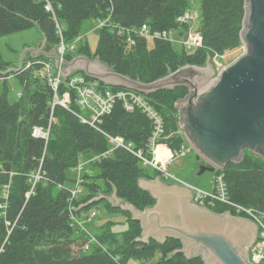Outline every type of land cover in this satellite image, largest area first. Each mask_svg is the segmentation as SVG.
I'll return each instance as SVG.
<instances>
[{
  "label": "trees",
  "instance_id": "trees-1",
  "mask_svg": "<svg viewBox=\"0 0 264 264\" xmlns=\"http://www.w3.org/2000/svg\"><path fill=\"white\" fill-rule=\"evenodd\" d=\"M196 2L200 16L197 29L203 36V46L196 49L182 46L179 50L165 38L151 37L153 44L149 45L150 37L138 35L135 43L129 45L125 36L117 32L118 25L147 24L152 32L187 29L188 24H181L179 18ZM48 4L51 9H47ZM245 5L246 0H0V37L37 26L46 43L57 47L61 41L59 23L69 47L82 35L85 22L110 18L112 26L97 29L99 39L94 54L88 42L79 47V54L98 57L115 72L149 83L185 64L203 65L209 56L241 45ZM72 50L65 51L66 60L75 57ZM51 59L41 53L12 72L23 87L16 101L10 102L5 92L0 93V192L6 191V197L0 194V264H128L131 258L141 264H207L202 256L188 258L177 251L183 246L180 240L138 241L142 233L140 222L106 199L82 206L95 196L109 195L114 190L140 210L155 203L152 195L140 187L139 180L155 178L160 172L153 169L150 174L146 169L149 166L125 148L93 160L100 173L84 175L80 193L72 196L71 189L77 183L75 169L83 156L100 155L110 148L101 130L122 136L136 148H145L153 126L141 109L129 112L122 102H116L98 122L99 130L78 116L83 110L75 100L74 89L70 109L61 104L53 107L55 92L44 72V61ZM7 68L0 52V71ZM100 84L113 90L129 89L101 81ZM66 89L64 80L57 91L60 98ZM187 94L189 89L180 86L147 95L162 114L169 134L166 140L174 149L184 142L183 133L177 134L180 125L175 103ZM35 127L49 129L48 138L34 135ZM249 155L245 153L240 163L227 164L222 172L233 202L264 208V163L258 154L255 155L259 160ZM99 202L114 211H123L129 226L120 233L105 226L96 234L103 247L94 244L90 250L85 249L88 238L72 215ZM210 208L222 213L228 207L218 204Z\"/></svg>",
  "mask_w": 264,
  "mask_h": 264
},
{
  "label": "water",
  "instance_id": "water-1",
  "mask_svg": "<svg viewBox=\"0 0 264 264\" xmlns=\"http://www.w3.org/2000/svg\"><path fill=\"white\" fill-rule=\"evenodd\" d=\"M240 35L245 51L219 70L209 56L203 65L188 63L144 83L115 72L98 57L79 54L70 61L62 58L61 72L65 79L84 72L107 85H123L145 95L187 87L189 94L176 102L179 125L196 151V159L206 162L199 164L197 175H202L240 163L246 149L264 156V0H246ZM45 42L43 35L41 44L32 49L33 57L41 53L54 57L58 68L61 55L56 48L53 52L43 49ZM9 72L0 71L3 76ZM139 185L155 199L144 210L119 197L116 190L95 196L82 206L106 199L140 222L138 241L180 240L183 246L177 251L188 258L202 256L207 264H256L250 258L259 233L255 221L234 216L230 210L220 213L198 204L186 183L156 176L141 178Z\"/></svg>",
  "mask_w": 264,
  "mask_h": 264
},
{
  "label": "built area",
  "instance_id": "built-area-1",
  "mask_svg": "<svg viewBox=\"0 0 264 264\" xmlns=\"http://www.w3.org/2000/svg\"><path fill=\"white\" fill-rule=\"evenodd\" d=\"M47 9H51V5L48 4ZM195 17V13L190 14L186 12L183 14L179 20L181 24H190V20ZM97 24V29L103 26H112L110 18L103 20H94ZM188 29V28H187ZM177 30V29H176ZM175 30L168 31H151L147 24H143L139 27H124L117 26V32L121 36H125L127 44H134L136 37H152L172 40V34ZM57 33L61 36V41L58 47V54L61 55L59 61V67L57 68L56 74L52 73V59L49 61H44V72L48 77L53 90L55 92L52 106L56 104H61L66 108H69V104L72 101L71 90H76L75 100L81 109L88 110L89 115L82 113H77L83 122L89 123L91 126L99 129L98 122L102 120V117L111 112L116 102H122L124 108L132 112L136 108L141 109L148 118L152 121V134L149 137L147 145L145 148H136L131 142H127L122 136L112 135L104 130H101L108 139L110 143V148L106 152L97 156V158L105 157L117 148H125L129 152L137 156L140 162L144 166L152 167L153 169L160 172V176L167 181L168 178H174V182H182L189 184L185 181L178 179L174 174L168 170L169 164L178 157L184 154L175 153V149L166 140L169 134H166L165 121L162 114L156 109V107L148 99L147 95L140 93L132 89H117L113 90L109 87H102L99 80L89 79L85 74L81 72H76L68 76L66 79L62 76V66L63 59L65 57L66 45L62 38V25L57 23ZM183 35L181 43L187 47H198L202 45L203 36L198 32L190 28L187 31H181ZM82 37L79 36L77 39ZM76 39V40H77ZM75 47V42L71 45V48ZM63 58V59H62ZM54 62V61H53ZM215 66L217 70L224 66L223 63L215 60ZM66 80L67 89L65 90L63 97H58V88L62 81ZM47 132V133H46ZM33 134L48 138L49 129L43 130L40 127H35L33 129ZM81 169V163L76 167ZM82 178H78L76 186L71 189L72 196L77 197L81 191ZM194 191V200L203 206L214 207L218 204H222L235 213L236 215L246 216L258 224L259 233L258 238L251 248L250 258L256 264H264V208H257L252 206H247L233 202L230 199L228 193V186L225 180L224 173L222 169H217L215 172V177L211 190H206L204 188L196 187L189 184ZM74 221L78 223L75 215H72ZM88 244H86L85 249H88Z\"/></svg>",
  "mask_w": 264,
  "mask_h": 264
},
{
  "label": "rangeland",
  "instance_id": "rangeland-1",
  "mask_svg": "<svg viewBox=\"0 0 264 264\" xmlns=\"http://www.w3.org/2000/svg\"><path fill=\"white\" fill-rule=\"evenodd\" d=\"M198 3H194L192 8L188 11V13L192 14L195 13V17L192 18L188 24V29L185 27L175 30L172 34L171 43L176 46L175 48L181 49V47H186L188 50L196 49L198 47H187L184 46L181 41L184 34L181 31H187L192 28L195 31H198V25L200 22V16L198 12ZM199 32V31H198ZM200 33V32H199ZM99 39V34L97 31V24L94 20L90 22H85L82 29V37L75 41V47L71 48V45L68 47L66 45V50L69 51L71 49L72 53L79 55V47L86 42H88L90 52L94 54L97 43ZM151 40V38H150ZM43 41V35L40 32L37 26H33L31 28L16 31L13 33H9L0 37V52L4 62L7 63L8 68L5 70L10 71V75L8 76H0V93H6L10 102H14L18 99L21 91H22V84L20 79L14 74L13 69L21 67L25 62H28L31 57H33L32 49L37 48L41 42ZM152 40L150 41L149 45H152ZM58 47H56V51L58 52ZM52 46L45 42V46L43 49L47 51L52 50ZM55 48V47H54ZM245 51V47L243 44L239 45L236 48L229 50L224 54H216L215 56H211V61H219L224 65L229 64L233 60H235L239 55H241ZM75 55V56H76ZM216 63V62H215ZM215 66V65H214ZM64 67V65H63ZM216 68V66H215ZM217 69V68H216ZM57 67L55 62L52 60V73L56 74ZM188 93V92H187ZM185 95V92L183 93ZM59 97V96H58ZM60 98V97H59ZM178 101V100H177ZM176 104V103H175ZM83 113L85 115H89L90 112L88 110H84ZM180 127V126H179ZM47 133V132H46ZM183 130L180 129L177 131L178 135H181ZM184 142L180 148L175 149V153L184 152L183 155L176 157L171 164L168 166V170L174 174L178 179L185 181L189 184H192L196 187L204 188L206 190H211L215 172L206 171L202 175H197V171L199 170V163L196 159V151L188 142L187 138L184 136ZM249 156L254 160H259V156L253 154L251 151L248 153ZM97 156H92V154H85L82 158L81 169L76 168L75 171V178H82L84 175H97L100 173V167L93 162L96 161ZM263 163L264 160L260 159ZM146 169L150 172V174L154 173L153 168L146 167ZM77 174V175H76ZM168 182H174V178H168ZM86 193L83 190V194ZM0 194L6 197V191L1 190ZM78 225L85 233L88 238V249L90 250L91 246L94 244H98L103 247V245L99 242L96 234L100 232L102 228L108 227L111 231L120 233L125 231L129 224L127 221V216L123 211H114L110 209L106 203L99 202L98 204H93L90 208L83 210L80 214L76 215ZM106 226V227H105ZM106 247V246H105ZM128 264H141V262L135 258H131Z\"/></svg>",
  "mask_w": 264,
  "mask_h": 264
},
{
  "label": "flooded vegetation",
  "instance_id": "flooded-vegetation-1",
  "mask_svg": "<svg viewBox=\"0 0 264 264\" xmlns=\"http://www.w3.org/2000/svg\"><path fill=\"white\" fill-rule=\"evenodd\" d=\"M249 153L250 152V149H246V151H245V153ZM263 160H264V156L263 155H259ZM198 163L199 164H201V163H206L203 159H201V160H198ZM232 214L234 215V216H236V214L235 213H233L232 212ZM259 231V230H258Z\"/></svg>",
  "mask_w": 264,
  "mask_h": 264
},
{
  "label": "crops",
  "instance_id": "crops-1",
  "mask_svg": "<svg viewBox=\"0 0 264 264\" xmlns=\"http://www.w3.org/2000/svg\"><path fill=\"white\" fill-rule=\"evenodd\" d=\"M55 48H56V47H55ZM55 48L53 47L51 51L49 50V52H53V51L55 50ZM35 53H36V52H35ZM52 59H53V61L55 62L54 57H52Z\"/></svg>",
  "mask_w": 264,
  "mask_h": 264
}]
</instances>
